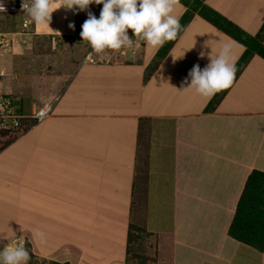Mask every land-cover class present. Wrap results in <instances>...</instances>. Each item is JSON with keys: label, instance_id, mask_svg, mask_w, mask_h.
Wrapping results in <instances>:
<instances>
[{"label": "crops", "instance_id": "crops-1", "mask_svg": "<svg viewBox=\"0 0 264 264\" xmlns=\"http://www.w3.org/2000/svg\"><path fill=\"white\" fill-rule=\"evenodd\" d=\"M203 2L249 34H261L264 42V0ZM102 7L91 4L75 14L61 7L52 12L49 26L31 19L28 30L22 28L25 36L51 38L53 50L60 49L63 40L64 49L70 50L62 53V73L30 77L32 84H38L36 92V85L20 86L28 80L23 79L27 71L17 49L25 46L14 43L0 49L2 89L6 94L14 89L19 108L26 113L56 99L47 118L0 150L1 198L10 194L11 187L17 192L14 208L0 204V250L24 236L37 258L55 262L60 252L66 257L61 260L71 263L70 253L80 250L78 239L86 231L78 236L77 221L71 223L69 218L66 223L65 216H71L73 208H85L83 215H95L90 229L100 225L107 242L110 231L118 234L112 239L119 241V247L112 249L111 243L104 254L117 255L115 248L126 246L127 236L122 237L120 228L127 230L129 200L120 204V211L98 209L101 200L95 195L91 198L95 204L82 200L87 185H108L116 167L129 176L131 201L140 190L144 194L145 201L140 198L133 207L144 205V212L139 210L146 216L147 231L160 237L156 250L160 264H264V250L229 234L249 175L255 169L264 172V57L254 53L216 108L206 111L215 95L183 89L189 71L196 64L203 69L225 44L236 64L246 46L194 13L168 54L147 74L160 47L150 51L145 42L134 57L107 56L109 61L91 63L85 59L92 50L88 43L78 52L68 43L82 31L88 11L97 14ZM173 8L172 15L179 20L187 10L178 0ZM69 23L75 28H69ZM147 172L150 183L138 186L139 174ZM168 186L169 191L163 189ZM55 201L70 206L60 212L64 221L51 209ZM156 219L160 227L154 226Z\"/></svg>", "mask_w": 264, "mask_h": 264}, {"label": "rangeland", "instance_id": "rangeland-1", "mask_svg": "<svg viewBox=\"0 0 264 264\" xmlns=\"http://www.w3.org/2000/svg\"><path fill=\"white\" fill-rule=\"evenodd\" d=\"M27 2L29 5L31 4L29 0H27ZM174 7H176L177 9H180L178 6H174ZM174 12L175 10L173 8V11L171 14H173ZM26 13L27 11L23 10L21 7L18 8L17 10H12V11L3 12L0 10V32H1L0 33V49L5 50V48L8 47V45L10 47L14 43L18 44L17 46H19V44L25 46V48H23L20 51H18L17 49V53L22 52L20 54L21 58L24 57L22 64L24 66V70L26 69L25 71H27V73L26 72L22 73L23 79L28 80L27 83L20 85V86L24 87L26 85H29V86L36 85V87L34 86L36 89L35 90L36 92L39 90L38 84L37 83L32 84L30 81L31 80L30 77L31 76L34 77V75H40V77H42L45 74L55 75V73H59V72L62 73V71L60 70V65L64 64L63 61H61V60H64L63 59L64 56L62 55V53L64 50H67L69 52L70 50H68L67 48L64 49L65 47L63 46L66 44L64 40L60 42L61 44L60 49L58 47L55 49L56 52H54L55 50L52 49L51 38L46 39L45 37H43V38L35 39L33 38L32 35H30L29 37L25 36V31H23V29L26 27H24V23L21 21V17L23 18V16H25ZM99 14H100L99 12L97 14L95 13L97 18L99 17ZM26 29L28 30V27ZM6 32H10V33H6ZM130 37H131V34H130ZM21 38L25 39V41L21 40ZM70 38H71V41L68 43V46L69 48L72 49V51H75V52H78V50L81 51L82 45L84 43L86 44V48L88 47L87 42L82 40V37L80 36V34L78 36L76 35ZM132 39L134 40V45L131 48H122L119 51L106 50L105 53L99 54L96 58L91 55V52H93L91 50L90 53L86 55L85 59H87V61L91 63H99L102 61H109L110 58L114 60H119L118 58L120 57H129V58L134 57L135 52L140 46L144 44V41H141L136 37ZM154 48L155 47L150 46V51L154 50ZM107 56L110 58H108ZM91 58L93 60H91ZM159 59L160 58L158 57V55H156L155 58H153V60L149 63V66H147L146 74L149 72V70H151V68L153 69L158 64ZM128 64H130V61H128ZM73 66H77V64L73 63L72 67ZM68 77L69 76L65 77L66 79L64 80L67 81ZM20 78L22 79V76H20ZM0 83L1 84L4 83L3 79H0ZM64 85L66 84L64 83ZM61 86H62V83H61ZM57 87H59V85ZM1 88H2V85H1ZM27 91L30 93L32 92L31 90H27ZM4 94L7 97H9L8 99L11 98L12 100H15V101L17 100V95H15L14 89L10 91V94L9 93L6 94L5 92ZM52 101H54L55 103L56 99L51 100L49 102H52ZM14 104L17 107L19 106L17 103H14ZM35 108H38V107H35ZM33 110L34 109L30 110L31 112L30 111L26 112L25 114L32 113ZM39 123L40 122L31 121L30 119H23L17 126H15L16 123H13V122L7 123L8 126H6L2 124L0 121V150L3 149L6 145H8L10 142L15 141L19 136L21 137V135L24 136L26 134H29L30 132L28 131L34 125H37ZM10 151H13V150L10 149ZM2 161H3V157H2ZM142 163H144L146 166L147 160H144ZM2 166L3 165L0 162V170L3 169ZM139 167L141 169L143 168L142 165H139ZM121 172H122V168L120 171V168L116 169V167H114V170H113L114 177H110L108 179L109 181L108 185L104 186L103 188H100L99 186L92 188V186H94V183L92 184V186L87 185L88 193L87 195L84 194L82 197V200L84 201L88 200L87 201L88 203L95 204L97 201L94 202L93 199L91 198L94 195L97 196V199L101 200V202L99 201L96 207L98 209H103L104 207H107V211H112V210L120 211V207H119L120 204H128V200H129L130 204H128L127 206V211L128 210L130 211L129 213L127 212L128 215L126 214V217H125L127 218V222H128V225L126 226L127 230L124 229L125 227L120 228V230L122 231V237L124 235L127 236L126 246L124 244L121 246V248H115L117 250L119 249V252L117 255H114L112 257L111 255H107V254L104 255L105 251L107 250V247L111 243H112V246H111L112 249H114L113 248L114 246L119 247V241L112 239L114 237H117L116 236L117 233L115 235H112L110 231L109 234L111 238L107 242L105 240V237H103V234L99 232L100 225L96 226V224H94L93 227L90 229L91 227L90 221L94 219V216H95L94 214L85 216L81 213V211H85V208H82V210L79 208H73L71 209V216L66 215L65 221H64L62 219L64 216H61L60 212H62L63 210L69 211L70 206L67 203L66 204L62 203V201H55L56 203L52 205L51 209L54 210L55 215L57 216V219H61L62 221L68 223L69 218H71V223H72V221H74V218H75V221H77L76 225L78 227L77 228L78 236L79 235L83 236L84 233H86L85 237L87 235L90 236L87 241L85 240L86 239L85 237H81L78 239V244L82 243L81 248L83 249L85 248V250H81L80 248V250L77 249L72 254L70 253V256H71L70 261L72 264H154V262H156L155 264H160V261H158L160 257L158 258V254L156 253V250L159 247V243L161 242L160 237H156L147 231V227H146L147 224H145L147 220H146V216H144V213H143L145 209L144 205H142L141 207H137V206L133 207L134 202H138L140 200L141 202L145 201L144 194H142V190H140V192L137 193L136 200L132 199L131 201L129 199V196H128L129 192L127 190L129 186V182L127 179L129 176L123 175L121 174ZM111 173L112 172H110V174ZM148 173L149 172H147V174L145 173L146 175L144 173L139 174L138 176L139 183L137 182L138 186H140V182L143 184L145 182L150 183L151 175H148ZM63 178L65 177L63 176ZM60 180H61L60 182H63L62 179ZM163 182L164 181L162 179L159 180V183H163ZM169 182L170 181L167 180V182L165 183L168 184ZM4 185H7V184H4ZM151 186H153V184H151ZM1 189H2V185H0V191ZM163 189H168V191L170 190L169 186L164 187ZM9 190H10V194L6 193L5 196H2L4 197V199H2L0 195V204L4 203V205L7 208H14V200H16L17 197L15 198L13 194L16 195L17 192L16 190L12 189V187ZM67 200H70V199H67ZM74 209H75V214H72V211ZM139 209L142 210L143 212H141ZM123 211L125 212V207L123 208ZM154 212H155V209H154ZM103 220H104V223H107V220L105 218H103ZM161 225L162 224L159 222V219H156L154 226L160 227ZM121 226H125V225H121ZM82 230L86 232L82 233L81 235ZM88 231L90 232L88 233ZM118 232L120 231L118 230ZM82 240H84V242ZM56 241L57 240H55L54 242ZM4 244L6 245V243ZM14 244L15 243L12 242V244L8 243L7 245L11 246ZM154 244H156V246ZM122 252H125V254L122 255L123 254ZM170 257H172L171 254H170ZM53 259H55V262L45 257L44 258L36 257L33 259V264H57V263L63 264L65 261L61 259H66V257H64V255L59 252L54 256ZM27 264H29L28 261H27Z\"/></svg>", "mask_w": 264, "mask_h": 264}, {"label": "clouds", "instance_id": "clouds-1", "mask_svg": "<svg viewBox=\"0 0 264 264\" xmlns=\"http://www.w3.org/2000/svg\"><path fill=\"white\" fill-rule=\"evenodd\" d=\"M174 2L175 0H59L58 4H54L53 0H31V4L26 5L22 0V9L27 11L35 24L49 26L51 14L58 8L63 7L75 14L87 10L91 4L103 5L98 18L88 11L80 32L82 40L90 45L92 51L101 54L106 50L119 51L133 47V37L152 47H162L166 42L174 41L181 27L179 19L171 14ZM2 7L0 4V10ZM68 27L74 29L75 25L69 23ZM129 29L132 30L131 37ZM204 55V52L200 53L201 57ZM235 72L231 48L225 44L214 58L210 56V62L203 69L199 64L192 67L185 78L186 87L183 89L190 88L202 96L210 97L228 88ZM50 107L45 105L35 117L39 119L46 115ZM25 244L26 239L21 236L14 245H7L0 250V264H27L29 252Z\"/></svg>", "mask_w": 264, "mask_h": 264}, {"label": "trees", "instance_id": "trees-1", "mask_svg": "<svg viewBox=\"0 0 264 264\" xmlns=\"http://www.w3.org/2000/svg\"><path fill=\"white\" fill-rule=\"evenodd\" d=\"M183 3L187 10L181 16L180 29L177 38L174 41L166 42L159 48L157 55L160 59L164 58L170 49L173 47L181 33L184 31L188 23L191 21L194 13H198L214 24L216 27L223 30L226 34L246 46L241 58L235 64L236 72L231 85L215 94L206 107V111H212L219 104L221 99L227 93L232 84L236 81L244 66L254 53L264 57V42L262 35L253 36L244 31L237 24L218 13L214 9L204 4L203 0H178ZM264 32V24L262 26ZM21 113H25L23 109L19 108ZM229 234L235 239L247 243L254 248L264 250V172L260 170H253L249 175L241 198L239 200L236 213L229 229ZM25 247L29 252V264H33V259L36 258L32 252L29 241L26 242ZM70 264L69 262H66ZM63 263V264H66ZM59 264V263H57Z\"/></svg>", "mask_w": 264, "mask_h": 264}, {"label": "built area", "instance_id": "built-area-1", "mask_svg": "<svg viewBox=\"0 0 264 264\" xmlns=\"http://www.w3.org/2000/svg\"><path fill=\"white\" fill-rule=\"evenodd\" d=\"M24 3L26 5H29L27 0H24ZM0 4L3 5L2 10L3 12L5 11H12V10H17L18 8H22V0H0ZM27 16L24 17L23 23H24V27H29V25L31 24V18L28 15V13H26ZM129 35L131 34L132 36V30L129 29L128 30ZM135 38V37H133ZM91 60H93L91 58ZM1 83H0V121L2 124L8 126L7 123H16L15 126H17L23 119H30L31 121H35V122H41L42 120H44L45 118H47L52 112H53V105H54V101L52 102H47L45 103L43 106L35 108L33 110L32 113H21L19 111V106L17 107L14 103L15 100H12L11 98L8 99L9 97H7L4 94L3 89L1 88ZM45 105H50V109L47 112L46 115L42 116L41 118L37 119L35 117V114L42 108L45 107Z\"/></svg>", "mask_w": 264, "mask_h": 264}, {"label": "bare ground", "instance_id": "bare-ground-1", "mask_svg": "<svg viewBox=\"0 0 264 264\" xmlns=\"http://www.w3.org/2000/svg\"><path fill=\"white\" fill-rule=\"evenodd\" d=\"M112 256V255H111Z\"/></svg>", "mask_w": 264, "mask_h": 264}]
</instances>
